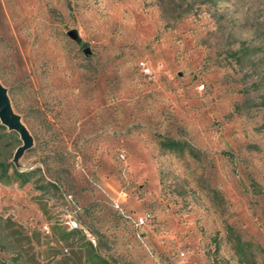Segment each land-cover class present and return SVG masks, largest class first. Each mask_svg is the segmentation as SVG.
Listing matches in <instances>:
<instances>
[{"label":"rangeland","instance_id":"obj_1","mask_svg":"<svg viewBox=\"0 0 264 264\" xmlns=\"http://www.w3.org/2000/svg\"><path fill=\"white\" fill-rule=\"evenodd\" d=\"M0 82V264L264 262V0H0Z\"/></svg>","mask_w":264,"mask_h":264},{"label":"trees","instance_id":"obj_2","mask_svg":"<svg viewBox=\"0 0 264 264\" xmlns=\"http://www.w3.org/2000/svg\"><path fill=\"white\" fill-rule=\"evenodd\" d=\"M0 126L4 127V125H0ZM161 145L163 148L174 152L188 151L194 157H198L200 154L198 150H196L186 141H180L173 138H165L161 141ZM0 168H2V170L4 168V165L2 163H0ZM228 231H229L230 239L235 242L234 247L237 251L239 261L242 264H259L256 258L257 251L255 245L251 241L242 240L241 237L237 235L236 231L232 229V227H230ZM61 239L66 242V245L71 248L72 253L75 255L81 252L80 250L82 247H86L88 249L90 248L91 251L90 253H88V255L85 258L86 263L96 261L99 259L102 261H106L105 258L100 256L95 251V248L90 241H85L86 236L82 234L80 230L71 229L68 232H64ZM225 262H227V260H225ZM262 264H264V262Z\"/></svg>","mask_w":264,"mask_h":264},{"label":"water","instance_id":"obj_3","mask_svg":"<svg viewBox=\"0 0 264 264\" xmlns=\"http://www.w3.org/2000/svg\"><path fill=\"white\" fill-rule=\"evenodd\" d=\"M69 35L77 39L75 31H70ZM0 121L3 125L7 126L12 131H17L21 138L26 141L28 147L31 142V135L26 127L20 122L19 118L11 115L10 99L6 88L0 82Z\"/></svg>","mask_w":264,"mask_h":264},{"label":"built area","instance_id":"obj_4","mask_svg":"<svg viewBox=\"0 0 264 264\" xmlns=\"http://www.w3.org/2000/svg\"><path fill=\"white\" fill-rule=\"evenodd\" d=\"M143 218L141 217L138 222L141 224L143 223ZM67 225H68V228L71 230V229H81L82 227L80 226L79 222L74 219V217H70L67 219Z\"/></svg>","mask_w":264,"mask_h":264}]
</instances>
